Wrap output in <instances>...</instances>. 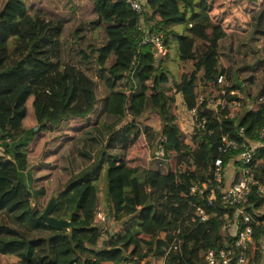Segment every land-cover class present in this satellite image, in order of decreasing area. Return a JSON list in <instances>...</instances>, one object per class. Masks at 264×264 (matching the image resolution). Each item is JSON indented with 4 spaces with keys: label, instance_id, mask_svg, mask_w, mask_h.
I'll return each instance as SVG.
<instances>
[{
    "label": "trees",
    "instance_id": "obj_1",
    "mask_svg": "<svg viewBox=\"0 0 264 264\" xmlns=\"http://www.w3.org/2000/svg\"><path fill=\"white\" fill-rule=\"evenodd\" d=\"M235 1L145 0L136 11L124 0H0V264H205L207 247L233 240L217 157L235 179L253 169L242 204L257 245L248 260L259 262L264 145L248 163L236 156L264 126V0H250L249 18ZM172 46L180 67L192 64L178 77L164 64ZM178 96L197 109L186 132ZM193 182L215 187L212 206ZM52 196L71 226L39 217Z\"/></svg>",
    "mask_w": 264,
    "mask_h": 264
},
{
    "label": "built area",
    "instance_id": "obj_2",
    "mask_svg": "<svg viewBox=\"0 0 264 264\" xmlns=\"http://www.w3.org/2000/svg\"><path fill=\"white\" fill-rule=\"evenodd\" d=\"M129 3L131 8L136 11H139L142 7V3L145 0H124ZM143 39L142 41L149 42L154 45L157 51L161 53L166 52L165 49V40L162 37V34L152 32L148 29H143ZM221 76L218 77V81L220 82ZM236 92V91H231ZM219 98L211 103V105L216 106L219 102ZM178 105V103L176 102ZM234 104H237L234 102ZM179 107H183V105H178ZM189 113V117L195 116L197 113L196 107L187 108ZM260 140H255L249 142L248 146L237 154L236 157H240V159L244 160L248 163L254 154V150L256 146L263 144L264 145V126L260 129L259 132ZM227 144L230 146L236 147L237 144L234 141H227ZM215 164V179L217 181L224 179V183L221 185L216 183V187L219 188L220 197L223 202L235 205L234 212L232 213V217L229 216L227 212L223 215V223L222 227L227 231L228 235L233 237V240L225 243L223 246L219 247H207L205 249V264H248V253L247 249L249 246L254 243V226L251 224V215L245 208V205L242 204L247 197V194L251 191L252 185L256 183L253 178V169L250 167H243V171L235 179V171L233 170L227 174L222 173V159L221 157H217L214 160ZM233 172V173H232ZM232 173V175H231ZM224 175V176H223ZM226 175L228 178L226 179ZM191 194H205L207 205L212 206L213 199L215 197V187L210 185L209 183H196L193 182L189 187ZM258 193L260 195L264 194V185L257 186ZM198 213L200 214L201 219H206L208 216V208L203 205L197 206ZM98 215L103 219L105 216L101 211L98 212ZM261 246H264V241L261 242ZM264 251V248H262ZM124 264H145L143 260L132 262L126 261Z\"/></svg>",
    "mask_w": 264,
    "mask_h": 264
},
{
    "label": "rangeland",
    "instance_id": "obj_3",
    "mask_svg": "<svg viewBox=\"0 0 264 264\" xmlns=\"http://www.w3.org/2000/svg\"><path fill=\"white\" fill-rule=\"evenodd\" d=\"M235 2L237 3V5H239V7L245 9V13L243 14L244 18H249L250 10H248V8H249V6H252L253 3L250 2V0H236ZM229 25H230L229 29L235 30L239 34H245V32L247 31V28H248L247 24L243 23L242 21L235 20V19L233 21H231ZM175 28L179 32H182L183 28H184V25L183 24H177V25H175ZM256 43L259 44L260 42L257 40ZM169 54L170 55H169L168 59H166L164 64L167 65V67L169 69V73L171 75H174V76L178 77L181 71L192 68L191 62L184 63L183 68L180 67L179 62L177 61L176 49L174 48V46L170 47ZM248 58H249V55L246 56L245 61ZM181 102H182L181 98H180V96H178V98H177L178 105H180V106L183 105V103H181ZM178 105L172 107V110H173V112L178 111L177 112L178 113L177 120H178L179 125L183 128V130L185 132L189 131L193 127V124L190 122V117H189L190 115H189V113L187 111V108H184L185 106L179 108ZM238 107H240V106H238ZM26 123L27 122L23 123V127L26 126ZM174 163L175 162L172 159V164H174ZM227 167H229V166H227ZM232 173H231V175H232ZM227 178H228V176L226 175V179ZM98 183H99V185H102L103 184V179L101 181H99ZM101 213H103V212L101 211ZM108 222H107L108 223L107 225H112L113 224L112 227H111V230L115 229L116 226L118 225V222H114L112 220H110ZM251 248H252V250L249 252V254L250 253L254 254L255 248H257V245L255 244V241H254L253 245H251ZM257 250L258 249H256V254H257ZM259 250H261V248ZM153 264H161V260L160 259H154ZM248 264H264V252L262 251L259 262H255V260H253V262H250L248 260Z\"/></svg>",
    "mask_w": 264,
    "mask_h": 264
},
{
    "label": "water",
    "instance_id": "obj_4",
    "mask_svg": "<svg viewBox=\"0 0 264 264\" xmlns=\"http://www.w3.org/2000/svg\"><path fill=\"white\" fill-rule=\"evenodd\" d=\"M156 53V49L154 48ZM234 78L238 84H241V81L237 79L236 73L234 72ZM55 204V196H52L47 204L45 205L44 209L39 214V217L43 218L47 223H49L52 227L61 229L71 226V222L67 218H58L52 214V208Z\"/></svg>",
    "mask_w": 264,
    "mask_h": 264
}]
</instances>
